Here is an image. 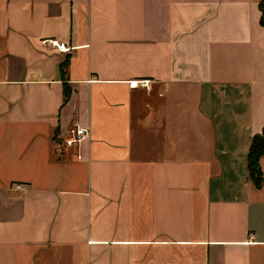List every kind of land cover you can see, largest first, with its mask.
<instances>
[{
  "label": "crops",
  "instance_id": "0c3cea01",
  "mask_svg": "<svg viewBox=\"0 0 264 264\" xmlns=\"http://www.w3.org/2000/svg\"><path fill=\"white\" fill-rule=\"evenodd\" d=\"M262 1L0 0V264H264Z\"/></svg>",
  "mask_w": 264,
  "mask_h": 264
},
{
  "label": "trees",
  "instance_id": "16d2710c",
  "mask_svg": "<svg viewBox=\"0 0 264 264\" xmlns=\"http://www.w3.org/2000/svg\"><path fill=\"white\" fill-rule=\"evenodd\" d=\"M259 11L261 13L259 23L264 26V0L259 4ZM66 95V90H64ZM264 134V129L260 135L254 136L251 139V143L246 156L247 171L249 179L255 186L264 184V180L260 177L258 158L263 154L264 140L261 136Z\"/></svg>",
  "mask_w": 264,
  "mask_h": 264
},
{
  "label": "built area",
  "instance_id": "2783aa9c",
  "mask_svg": "<svg viewBox=\"0 0 264 264\" xmlns=\"http://www.w3.org/2000/svg\"><path fill=\"white\" fill-rule=\"evenodd\" d=\"M50 44L59 52H64L66 50V48L63 47V44H57L56 42H50ZM135 86L146 88L147 81L130 82L128 84L129 88H133ZM87 137V129L75 126L67 130L64 137L57 139L56 145L59 148H71L73 146H77L81 141H83ZM15 189H19V186H15Z\"/></svg>",
  "mask_w": 264,
  "mask_h": 264
},
{
  "label": "rangeland",
  "instance_id": "374dc122",
  "mask_svg": "<svg viewBox=\"0 0 264 264\" xmlns=\"http://www.w3.org/2000/svg\"><path fill=\"white\" fill-rule=\"evenodd\" d=\"M261 139L264 140V134L261 136Z\"/></svg>",
  "mask_w": 264,
  "mask_h": 264
}]
</instances>
